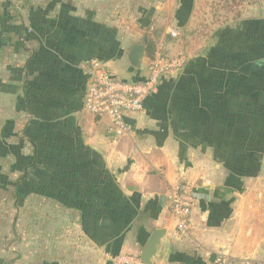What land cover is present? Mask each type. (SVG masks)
<instances>
[{
  "label": "crops",
  "instance_id": "0c3cea01",
  "mask_svg": "<svg viewBox=\"0 0 264 264\" xmlns=\"http://www.w3.org/2000/svg\"><path fill=\"white\" fill-rule=\"evenodd\" d=\"M141 1L3 0L0 97L11 109L5 121L24 118L34 125L39 139L62 141L59 150L69 159V170L98 173L100 184L110 183L118 190L116 209L91 215L80 225L84 246L75 264H108L109 257L119 253L140 256L152 233L160 229L166 234L155 264H213L216 254L242 264L239 261L254 253L248 230L251 213L237 211L236 194H231L224 176L216 177L219 164L181 129L186 116L178 115L191 107L177 97L178 85L163 83L144 110L129 119L133 133L125 138L108 132L107 119L83 110L88 63L99 62L124 80L146 78V66L155 56L149 58L146 49L144 69L136 70L128 54L140 44L144 29L159 27L152 17L156 11L172 13L174 20L167 19V25L180 33L178 39L167 33L161 41L167 56L180 49L189 53L192 48L185 45L201 41L214 54L218 37L212 31L240 19L229 14L210 22L213 10L208 0ZM141 6L147 18L138 14L134 23L124 24V15L141 11ZM248 28L246 24L244 29ZM200 54L201 50L192 56ZM180 182L199 195L189 238L178 235L169 208L171 191Z\"/></svg>",
  "mask_w": 264,
  "mask_h": 264
},
{
  "label": "rangeland",
  "instance_id": "374dc122",
  "mask_svg": "<svg viewBox=\"0 0 264 264\" xmlns=\"http://www.w3.org/2000/svg\"><path fill=\"white\" fill-rule=\"evenodd\" d=\"M246 4L256 7L245 9ZM230 5L223 18L230 14L240 19L231 26H216L212 33L218 40L212 48L221 53L228 47L239 60L230 64L214 60L209 44L203 41L181 43L192 48L189 53L184 49L177 52H184L187 66L168 83L179 86L177 97L191 107L190 117L195 120L181 123V129L185 128L197 148L205 147L203 150L222 168L216 177L224 176L225 185L236 194L237 211L251 213L248 230L254 253L239 262L264 264V66L260 70L250 68L251 62L264 61V18L260 19L264 0H230ZM142 9L125 13L124 24L134 23L138 14L139 18L146 17L148 13ZM152 17L159 27L144 29L139 42L147 39V48L152 43L155 56L167 33L170 36L179 30L167 25V19L174 20L172 13L156 11ZM212 19L213 15L210 22ZM246 24L248 29H244ZM200 50L199 56H192ZM10 116V105L0 97V264H75L84 246L81 216L55 201L51 192L55 173L64 171L59 167L69 163L59 150L63 142L35 139L34 125L25 123L24 118L6 122ZM29 139L39 145L40 166L32 170L27 181L19 182L21 169L34 163ZM204 151L203 155L207 154ZM16 183L21 187L17 204Z\"/></svg>",
  "mask_w": 264,
  "mask_h": 264
},
{
  "label": "built area",
  "instance_id": "2783aa9c",
  "mask_svg": "<svg viewBox=\"0 0 264 264\" xmlns=\"http://www.w3.org/2000/svg\"><path fill=\"white\" fill-rule=\"evenodd\" d=\"M3 0H0V4ZM173 38L179 32H172ZM160 48L155 58L146 66L143 81H128L117 77L105 65L92 61L85 66L88 87L84 96L83 110L95 117L108 120V132L125 138L133 133L129 119L144 110L145 103L153 97L161 85L170 80L186 65L184 53L167 56ZM198 192L188 183H178L169 197V208L176 221L179 236L189 238L192 234V215L198 202ZM213 264H232L224 254H216ZM108 264H144L138 255L119 253L111 255Z\"/></svg>",
  "mask_w": 264,
  "mask_h": 264
},
{
  "label": "trees",
  "instance_id": "16d2710c",
  "mask_svg": "<svg viewBox=\"0 0 264 264\" xmlns=\"http://www.w3.org/2000/svg\"><path fill=\"white\" fill-rule=\"evenodd\" d=\"M229 5L230 0H215V3H212L211 9L213 10L212 15L214 18L212 19V23H216L222 20L224 14L229 12L230 10V8L228 7ZM219 50L220 49L217 48L216 52L210 55L215 58L214 60L220 61L224 64H230L232 60H239L235 57L234 51L228 52V47H224L221 53ZM218 51L219 53L215 55ZM147 53L149 58H152L154 56L152 43L147 48ZM263 66L264 61H255L253 63L251 62L250 64L251 70H260L261 68H263ZM166 82H168V80ZM186 112L187 113L180 112L178 116H180L181 114H183V116H186V124L190 123L191 121H195L190 117L191 110L188 109ZM35 139L40 140L38 136H36ZM29 143L33 147L34 163L21 169L22 175L19 178V182L27 181V178L31 174L32 170L37 169L40 166V164L38 163V158L40 156L39 145L36 140L32 139H29ZM59 168H63L65 170L62 171L58 169L57 173H55V177L53 178L51 183V192H53L52 198L55 201H58L62 206L78 212L81 216L83 225L88 220L87 218L89 216L98 214L102 215L108 210L117 208L118 190L116 188L110 187V183L106 187H104V184H100V176L98 173L77 174L73 170H69V163ZM18 184L19 183L15 184L14 191V199L16 204L20 201L21 198V187Z\"/></svg>",
  "mask_w": 264,
  "mask_h": 264
},
{
  "label": "water",
  "instance_id": "95a60500",
  "mask_svg": "<svg viewBox=\"0 0 264 264\" xmlns=\"http://www.w3.org/2000/svg\"><path fill=\"white\" fill-rule=\"evenodd\" d=\"M148 40L145 39L142 44L135 45L132 47L128 54V60L132 69L143 70L144 62L146 59V49ZM166 232L163 229L156 230L152 233L149 243L141 253L140 260L144 264H155L156 254L161 247L162 239Z\"/></svg>",
  "mask_w": 264,
  "mask_h": 264
}]
</instances>
